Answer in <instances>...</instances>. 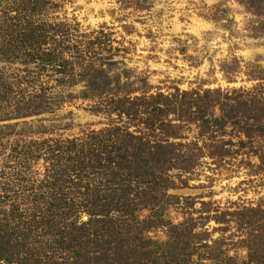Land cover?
<instances>
[{"label": "rangeland", "instance_id": "374dc122", "mask_svg": "<svg viewBox=\"0 0 264 264\" xmlns=\"http://www.w3.org/2000/svg\"><path fill=\"white\" fill-rule=\"evenodd\" d=\"M0 264H264V0H0Z\"/></svg>", "mask_w": 264, "mask_h": 264}]
</instances>
